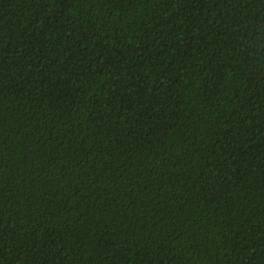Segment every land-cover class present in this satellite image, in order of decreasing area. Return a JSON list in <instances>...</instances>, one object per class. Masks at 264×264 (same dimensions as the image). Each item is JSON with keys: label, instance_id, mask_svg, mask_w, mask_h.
Returning a JSON list of instances; mask_svg holds the SVG:
<instances>
[{"label": "trees", "instance_id": "16d2710c", "mask_svg": "<svg viewBox=\"0 0 264 264\" xmlns=\"http://www.w3.org/2000/svg\"><path fill=\"white\" fill-rule=\"evenodd\" d=\"M0 264H264V0H0Z\"/></svg>", "mask_w": 264, "mask_h": 264}]
</instances>
